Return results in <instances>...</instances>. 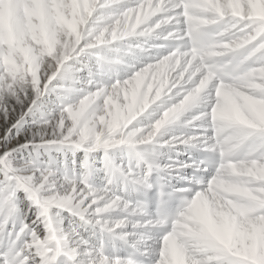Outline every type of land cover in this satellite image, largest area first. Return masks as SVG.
Here are the masks:
<instances>
[{
  "label": "clouds",
  "instance_id": "1",
  "mask_svg": "<svg viewBox=\"0 0 264 264\" xmlns=\"http://www.w3.org/2000/svg\"><path fill=\"white\" fill-rule=\"evenodd\" d=\"M0 264H264V0H0Z\"/></svg>",
  "mask_w": 264,
  "mask_h": 264
},
{
  "label": "bare ground",
  "instance_id": "2",
  "mask_svg": "<svg viewBox=\"0 0 264 264\" xmlns=\"http://www.w3.org/2000/svg\"><path fill=\"white\" fill-rule=\"evenodd\" d=\"M21 115L22 109L19 105H0V153L25 142L27 134L20 119ZM246 258L250 264H258L255 254Z\"/></svg>",
  "mask_w": 264,
  "mask_h": 264
}]
</instances>
